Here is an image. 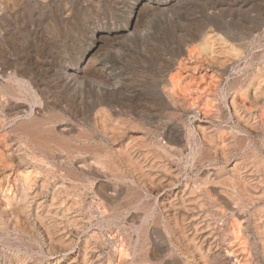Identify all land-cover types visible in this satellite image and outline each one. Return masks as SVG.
Instances as JSON below:
<instances>
[{
    "label": "bare ground",
    "instance_id": "obj_1",
    "mask_svg": "<svg viewBox=\"0 0 264 264\" xmlns=\"http://www.w3.org/2000/svg\"><path fill=\"white\" fill-rule=\"evenodd\" d=\"M200 2L0 0V264H264L263 0Z\"/></svg>",
    "mask_w": 264,
    "mask_h": 264
},
{
    "label": "rangeland",
    "instance_id": "obj_2",
    "mask_svg": "<svg viewBox=\"0 0 264 264\" xmlns=\"http://www.w3.org/2000/svg\"><path fill=\"white\" fill-rule=\"evenodd\" d=\"M156 1V0H155ZM242 1V0H241ZM196 2H199V1H196ZM205 2V0H202V2H200V3H204ZM263 5H264V0H263ZM256 11H259V9L258 10H256ZM262 12V11H261ZM185 15V14H184ZM162 17V16H161ZM162 18H160V17H157V19H155V20H153V24H154V26L157 28V30H158V32L154 35V37H152L151 38V40H153V43L155 42V44L156 45H158V42L159 41H164V40H167V39H163V37H162V34L166 31V28L164 29L162 26H163V23H161L160 22V20H161ZM156 24V25H155ZM163 28V29H162ZM170 30H172L173 32H174V28H172V29H170ZM162 31V32H161ZM167 32V31H166ZM161 35H160V34ZM157 35H159V36H157ZM156 36V37H155ZM159 39V40H158ZM162 39V40H161ZM150 40V41H151ZM177 40V37H175V39L174 40H168V41H164L163 43H162V45H161V52H160V54L162 55V56H168L169 57V55L170 54H172L174 51H175V49H178L177 47V44H176V41ZM133 42H135V43H137L138 45H135V43H133V44H131V45H128V46H126L128 49H130L132 52H135V50H137V47L140 45V42H138V41H133ZM174 42V43H173ZM145 43V42H144ZM150 43V42H149ZM145 44H147V43H145ZM173 47H172V46ZM175 45V46H174ZM77 47V44H74V42L73 41H70L69 42V47L71 48V47ZM146 47L148 46V45H145ZM144 46V47H145ZM177 46V47H176ZM125 47V46H124ZM151 47H156V46H154V45H152ZM175 48V49H174ZM77 49V48H76ZM75 48L74 49H72L71 50V57L73 56L74 57V54L78 51V49L76 50ZM55 53V54H54ZM74 53V54H73ZM65 55H64V52L63 51H61V50H55L53 53H51L50 54V57H48V61H51V60H54V61H58V60H60V58L61 57H63V59L65 58L64 57ZM54 57V58H53ZM57 57V58H56ZM69 57V56H68ZM108 58L111 60V61H113V62H117V63H119V62H122L123 63V65L124 66H126V69H129L130 68V70H127V71H129V72H127L126 73V75L124 76V80H126V85H125V88L127 87V90H128V93L130 94V95H135L136 93H138V92H136V90H137V87H138V85H137V83H138V78L139 77H137L138 76V74H137V70H135L134 69V64H130V63H127V61H126V58H121L120 57V55H118L117 53L115 54V53H111V55H109L108 56ZM123 59V60H122ZM136 64V63H135ZM127 65H131V66H127ZM134 65V66H133ZM129 67V68H128ZM157 71V70H156ZM52 74H53V72H52ZM43 75H47V74H43ZM152 75H154V77H156V73H153ZM142 76H144V75H142ZM146 76V75H145ZM52 79H54L55 80V78H52ZM52 82H53V80H52ZM131 85V86H130ZM135 85H136V87H135ZM134 87V88H133ZM125 88H124V92L125 93H127V91L125 90ZM133 88V89H132ZM135 88H136V90H135ZM134 91V92H133ZM135 93V94H134ZM137 101V100H136ZM89 118V117H88ZM251 240H254V237L251 235ZM255 251H253V253H254ZM252 255H255V253L254 254H252Z\"/></svg>",
    "mask_w": 264,
    "mask_h": 264
}]
</instances>
